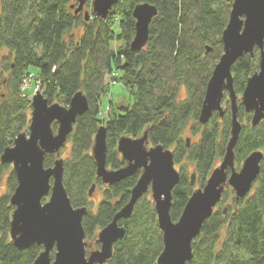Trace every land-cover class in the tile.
I'll use <instances>...</instances> for the list:
<instances>
[{
  "label": "trees",
  "instance_id": "obj_1",
  "mask_svg": "<svg viewBox=\"0 0 264 264\" xmlns=\"http://www.w3.org/2000/svg\"><path fill=\"white\" fill-rule=\"evenodd\" d=\"M74 0H0V46L13 55L10 75L0 78V154L12 145L15 136L28 128L29 93L22 90L24 78L33 67L34 77L49 103L68 104L71 96L83 90L88 109L77 116L63 158V183L74 207L89 208L90 186L100 187L103 197L95 211L82 218L85 238L92 248L99 247L97 232L128 201L130 189L139 171L114 182L102 184L96 176L91 146L97 128L106 127V164L117 169L125 161L117 151L120 136L148 134V144H161L173 153L180 180L172 189L170 215L177 220L196 188L195 174L202 187L211 170L224 155L230 136V103L224 94L225 114L214 112L209 122L200 124L198 113L206 83L219 59L223 45L221 34L228 22L231 0H119L105 18L89 14L75 15ZM138 2L152 3L157 14L149 25L146 45L133 51L129 42L135 33L132 8ZM76 3L78 4L77 0ZM76 4V6H77ZM76 31V35L74 32ZM206 46L210 50L206 51ZM259 68V49L246 53L232 65L233 88L237 96L248 77ZM121 69L135 101L118 111L100 116L101 96L107 92L113 72ZM184 88L186 96L181 95ZM110 104L112 102L110 101ZM242 128L235 146V165L254 150L264 152V119L251 125V113L238 103ZM200 132L187 144L186 127ZM56 129V123L52 124ZM56 155L46 154L44 166L54 163ZM193 166L190 172V166ZM196 172V173H195ZM0 264H31L42 246L15 247L9 237L14 206L11 192L17 185L10 164L0 162ZM227 188L217 209L207 218L192 241L193 257L186 264H264V160L250 192L236 200ZM124 236L113 246L106 264H156L163 248L153 201L144 194L134 205L131 216L120 219ZM54 250L51 251L53 257Z\"/></svg>",
  "mask_w": 264,
  "mask_h": 264
},
{
  "label": "water",
  "instance_id": "obj_2",
  "mask_svg": "<svg viewBox=\"0 0 264 264\" xmlns=\"http://www.w3.org/2000/svg\"><path fill=\"white\" fill-rule=\"evenodd\" d=\"M86 0L70 4L74 13L82 12L87 20L90 13L105 18L119 0H92L91 11H83ZM157 14V7L148 2H138L132 8L135 33L129 42L133 51L142 49L149 38V25ZM222 53L213 66L206 83L205 93L198 113V122L206 124L214 112L223 117L224 94L230 103V136L225 152L207 177L204 185L192 191L177 220L170 215L172 189L180 180L173 153L161 144L148 146V134L120 136L117 151L125 161L120 168L106 164V127L101 124L93 138L91 155L96 164V176L102 184H112L139 171L128 201L114 214L112 220L96 234L99 247L87 249L82 218L88 208L74 207L63 183V158L59 156L65 146L77 116L89 106L83 90L76 91L67 106L49 103L40 89L30 98L28 128L18 133L12 145L4 148L0 162L12 166L17 185L10 195L14 206L11 214L9 237L18 249L32 245L42 246L41 252L31 264H106L113 254L114 244L125 234L120 219L131 216L136 202L150 192L157 224L162 232L163 248L156 264H186L193 257L192 241L199 234L203 222L211 216L221 200L223 192L231 187L235 198H244L251 190L260 173L264 152L249 153L237 169L235 146L242 128L238 120V103L251 113V125L264 119V0H231L226 27L222 31ZM259 49V68L246 82L241 97L233 88L232 65L242 55H253ZM210 50L206 46V51ZM56 123V129L52 127ZM189 137L186 142L189 144ZM46 154L57 157L54 163L44 166ZM195 176L191 175V182ZM93 183L88 196L92 197ZM54 250L53 257L51 251Z\"/></svg>",
  "mask_w": 264,
  "mask_h": 264
},
{
  "label": "rangeland",
  "instance_id": "obj_3",
  "mask_svg": "<svg viewBox=\"0 0 264 264\" xmlns=\"http://www.w3.org/2000/svg\"><path fill=\"white\" fill-rule=\"evenodd\" d=\"M76 1V0H75ZM91 1L92 0H86L85 1V10H88L89 12L91 11ZM3 56H6V50L2 47H0V59L3 58ZM29 70L31 71V73L24 78V87L23 90L26 91V93H29V98H31L33 92L39 88V80L37 78L34 77V74L36 73L35 69L33 67H30ZM116 73V74H115ZM3 77V75L0 73V78ZM113 81H115L116 83H112L111 82V78L109 76L106 75L105 77V83H107L108 81L110 82L109 87L107 89V92L105 94H103L101 96V106H100V116L105 117L107 116V111H108V107L107 106H111L110 112L112 113L113 111H118L120 107L122 106H128L129 104L133 103L135 101V97L132 94L130 88H128V86L126 85L127 82V78L126 75L124 74V72L121 69H116L115 72H113ZM181 95L183 97L186 96V92L185 89L182 88L180 89ZM110 101L112 102V104H110ZM65 106H67V104H63ZM222 105L224 106V104L222 103ZM200 132H197L196 135L192 134L189 130V126L186 127L183 136L189 137L190 138V142H195L197 140V138L199 137ZM69 146V141L66 142L64 148L61 149L59 156L60 157H64L66 154V151L64 150L65 148H67ZM148 146H150L148 144ZM57 157V155H56ZM219 163V161H218ZM190 166V172L192 171L193 166ZM12 167V166H11ZM176 168H178V165H175ZM240 167V166H239ZM238 166H236V168H239ZM198 183H197V179H194V183H193V187H197ZM5 187L4 181L3 183L0 185V190H3ZM229 189L232 191V194H230V198H232L234 196V192L231 189V187H229ZM148 196H150V192L146 193ZM103 197L102 195V190L100 187H95L93 195L91 197V202L89 204V210L91 211H95V209L97 208V205L99 203V201L101 200V198ZM152 199V198H151ZM96 236L93 238L95 239ZM86 242H87V249H93L92 248V243L93 240H90L88 238H85Z\"/></svg>",
  "mask_w": 264,
  "mask_h": 264
},
{
  "label": "flooded vegetation",
  "instance_id": "obj_4",
  "mask_svg": "<svg viewBox=\"0 0 264 264\" xmlns=\"http://www.w3.org/2000/svg\"><path fill=\"white\" fill-rule=\"evenodd\" d=\"M72 3H74L75 6L77 4L75 0L72 1ZM84 7H85V5L83 6V10L85 9ZM77 14H82V12H78ZM77 14H75V15H77ZM74 34L76 35V31L74 32ZM0 47L4 48L6 50V56H3V58L0 59V73L3 75L4 80H5L6 78L9 77L10 72H11L9 65L12 66L11 68H13V66H14L13 55L11 54V51L8 48H6L4 46H0ZM218 206H219V203L216 205L214 210L217 209ZM93 249H95V248H93Z\"/></svg>",
  "mask_w": 264,
  "mask_h": 264
},
{
  "label": "built area",
  "instance_id": "obj_5",
  "mask_svg": "<svg viewBox=\"0 0 264 264\" xmlns=\"http://www.w3.org/2000/svg\"><path fill=\"white\" fill-rule=\"evenodd\" d=\"M24 84H25V83L23 82V84H22V88H21L22 90H23Z\"/></svg>",
  "mask_w": 264,
  "mask_h": 264
}]
</instances>
